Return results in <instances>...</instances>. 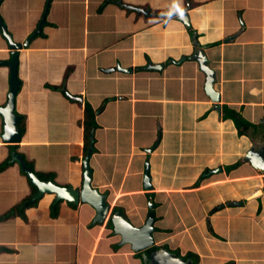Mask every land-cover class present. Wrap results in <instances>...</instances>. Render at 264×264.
<instances>
[{"label": "crops", "instance_id": "0c3cea01", "mask_svg": "<svg viewBox=\"0 0 264 264\" xmlns=\"http://www.w3.org/2000/svg\"><path fill=\"white\" fill-rule=\"evenodd\" d=\"M188 2L186 29L176 19L185 0H0L14 42L23 43L44 19L19 51L15 110L25 130L16 152L36 173L78 189L87 103L96 124L90 185L105 195L109 213L116 208L138 227L149 199L155 246L181 257L192 253L197 264H264V176L242 162L254 144L264 147V0ZM192 33L215 72L219 113L205 95V74L189 57ZM9 59L0 29V107L9 90ZM155 63L163 65L148 68ZM223 106L255 129L238 136ZM2 126L0 117V136ZM10 156L0 139V163ZM144 163L149 191L142 188ZM217 169L222 172L209 174ZM30 186L11 161L0 172V216L25 204ZM53 201L41 198L25 211V221L0 222V264L145 263L118 245L106 222L92 225L87 205L59 203L51 219ZM233 202L243 205L227 206Z\"/></svg>", "mask_w": 264, "mask_h": 264}, {"label": "water", "instance_id": "95a60500", "mask_svg": "<svg viewBox=\"0 0 264 264\" xmlns=\"http://www.w3.org/2000/svg\"><path fill=\"white\" fill-rule=\"evenodd\" d=\"M189 6L188 0H185V7L182 13L176 16V19L180 20L186 29L190 28L188 17L186 15L185 9ZM135 10H139L143 15L150 14L149 9H138L132 7ZM44 19L40 21L37 29L28 36L23 43L14 42L10 34L7 33L6 26L0 17V29L2 30L3 37L7 41V46L9 49L10 59L5 63L9 72V90L7 94L6 104L0 107V117L3 121L2 134L0 136L1 141L8 145H17L22 139V130L18 127V123L21 120V116L16 113L15 110V99L19 91V80H18V57L19 51L21 49L27 48L29 43L35 38L36 35L40 33ZM238 31L229 35L224 39V42L232 41L237 36ZM191 45L193 46V52L189 56L192 60L198 62L201 71L205 74V84L204 92L205 95L213 103V108L219 113L220 111V94L215 90V72L208 63L207 56L205 54V47L198 43L191 34ZM186 57L181 56L179 61L184 60ZM178 61V62H179ZM163 63H155L153 65H147L150 69H160ZM115 69L119 72L129 73L130 68L121 69L119 66H115ZM76 100H79L76 98ZM155 146L151 147L149 150L145 151L149 154ZM92 152V140L88 143V148L86 150L84 159L81 162L82 167V178L81 185L78 189H73L71 187H60L52 181L42 182L39 180L38 176L35 175L33 170L27 166L25 159L21 154L17 152L11 153L10 160L16 162L20 168V171L28 179L29 184L36 189L35 194L23 205L27 208L30 205L38 202L41 198L47 195L54 197L53 207L59 203H66L72 207H76L79 204L89 206L93 212L94 217L91 221L92 225H102L104 222H108L111 227V233L118 237V245H127L129 250L133 254L143 253L155 246L153 240L154 232V206L151 200H147L146 209L147 214L144 223L138 227L130 225L128 221L121 215L119 210L113 213L108 212V205L105 201V195L99 194L90 185L91 174L88 166V160ZM242 162L249 164L254 171L264 176V147L253 145L251 149L247 152ZM142 173V188L144 191L150 190L149 178H148V165L144 163ZM221 169L210 172V175H215L221 173ZM208 174V175H209ZM207 175V176H208ZM243 203H228V207H238L242 206ZM144 259V256L142 255ZM148 264H192L191 259H183L182 257L176 256L174 253L170 252L165 248H157L152 251L147 257Z\"/></svg>", "mask_w": 264, "mask_h": 264}, {"label": "trees", "instance_id": "16d2710c", "mask_svg": "<svg viewBox=\"0 0 264 264\" xmlns=\"http://www.w3.org/2000/svg\"><path fill=\"white\" fill-rule=\"evenodd\" d=\"M222 112H223V117L230 118L233 121L238 136L246 137L249 134V131L251 129H255V126L253 124H251L250 122L245 120L238 112H235L234 110L228 108L227 106H223ZM80 126L82 128L83 150L85 152L87 147H88L89 141L92 140L93 132L96 129L93 110L91 109V107L87 103L83 104V116H82V121L80 122ZM18 127L21 128L22 134H23V132L25 130L23 118H21L20 122L18 123ZM8 146L10 149V153L16 152V149H17L16 145H8ZM10 158H11V156H10ZM10 158L7 161L0 163V172L11 165ZM23 158L25 159L24 156H23ZM25 162H26L27 166H29L33 170L35 175L38 176L40 181H42V182L52 181L53 182V180H54L53 175L36 173L34 171L32 164L27 162L26 159H25ZM237 167H238V165H233L231 167H227L226 172L230 173L231 171L235 170ZM23 176L26 178L25 175H23ZM27 181H28V179H27ZM30 188H31V195H34L36 192V189L32 186H30ZM263 195H264V180H263ZM37 203L38 202L34 203L33 205L28 206L27 208H24V206H23L24 204H21V205L14 207L13 209L8 211L4 215L0 216V222H5V221H8V220H11L14 218H19L22 221H25V211L27 209L35 208L37 206ZM59 205L60 204H57L55 207L51 208V211H50V218L51 219L57 218L58 211H59ZM116 210H117L116 208L113 209L112 213ZM105 229L111 231V227H110L108 222L105 225ZM160 247L169 250L167 246H160ZM157 248H159V247L153 246L152 248L145 250L143 253L134 254V256L137 258H139V257L142 258V255L145 256V259H143L145 261V263H143V264H148V262H147L148 255ZM169 251L174 253L176 256L181 257L177 250H175V251L169 250ZM182 258L185 260L191 259L192 264L198 263V257L192 253H189ZM227 264H233V263L231 262V263H227Z\"/></svg>", "mask_w": 264, "mask_h": 264}, {"label": "flooded vegetation", "instance_id": "af4514ba", "mask_svg": "<svg viewBox=\"0 0 264 264\" xmlns=\"http://www.w3.org/2000/svg\"><path fill=\"white\" fill-rule=\"evenodd\" d=\"M144 259H145V256H144Z\"/></svg>", "mask_w": 264, "mask_h": 264}]
</instances>
